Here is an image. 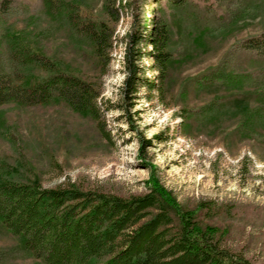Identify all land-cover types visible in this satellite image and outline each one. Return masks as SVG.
<instances>
[{
  "label": "trees",
  "instance_id": "1",
  "mask_svg": "<svg viewBox=\"0 0 264 264\" xmlns=\"http://www.w3.org/2000/svg\"><path fill=\"white\" fill-rule=\"evenodd\" d=\"M168 1L178 8L188 3ZM112 2L106 0L104 9L117 21ZM40 3L48 18L88 46L94 64L104 71L115 28L77 0ZM31 4L0 0V19ZM176 23L181 32L183 21L178 18ZM6 25L0 31V119L11 104H64L95 120L99 133L112 140L97 103L99 78L63 66L27 36L26 28ZM123 43V101L144 85L167 106L182 102L180 125L185 135L194 134L192 129L205 133L211 124H232V135L240 142L264 138V30L236 40L216 67L186 78L179 91L174 86L193 54L186 44L176 52L182 46L173 45L172 25L165 16L145 30L133 27ZM146 53L156 71L153 78L140 75H145L140 61ZM190 96L198 104H192ZM149 141L142 139L143 147ZM199 208L211 211L212 206L201 202ZM197 212L179 204L154 175L146 192L129 196L75 182L45 187L36 177H15L12 171L0 175V227L19 239L34 264H249L225 245V232L204 222Z\"/></svg>",
  "mask_w": 264,
  "mask_h": 264
},
{
  "label": "rangeland",
  "instance_id": "2",
  "mask_svg": "<svg viewBox=\"0 0 264 264\" xmlns=\"http://www.w3.org/2000/svg\"><path fill=\"white\" fill-rule=\"evenodd\" d=\"M30 1L29 9L23 5L2 17L0 31L6 24L26 28L48 56L84 77L99 78L97 103L112 140L99 133L95 120L64 104H11L0 119V175L12 171L15 177H36L45 187L75 182L124 196L146 192L154 175L179 204L225 232L228 248L249 264H264V138L240 142L232 124H211L205 133L192 129L194 134L185 135L182 102L167 106L144 85L133 98L122 99L123 37L133 27L145 30L163 15L172 25L173 45L182 46L176 52L185 44L192 51L174 86L179 91L186 78L216 67L236 40L264 30V0H188L183 8L168 0H113L117 21L104 9L106 0H77L115 28L104 71L85 43L48 18L40 0ZM140 64L146 69L140 75L153 78L148 53ZM194 98L192 104H198ZM142 139L150 141L143 147ZM201 202H209L211 211L200 209ZM0 264H34L19 239L2 227Z\"/></svg>",
  "mask_w": 264,
  "mask_h": 264
}]
</instances>
